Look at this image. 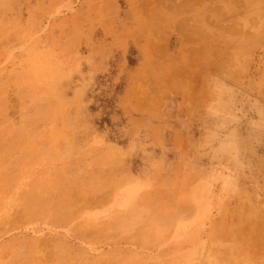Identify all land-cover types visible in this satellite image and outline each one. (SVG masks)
<instances>
[{"label":"rangeland","instance_id":"rangeland-1","mask_svg":"<svg viewBox=\"0 0 264 264\" xmlns=\"http://www.w3.org/2000/svg\"><path fill=\"white\" fill-rule=\"evenodd\" d=\"M137 1L0 0V264H264V0Z\"/></svg>","mask_w":264,"mask_h":264},{"label":"bare ground","instance_id":"bare-ground-1","mask_svg":"<svg viewBox=\"0 0 264 264\" xmlns=\"http://www.w3.org/2000/svg\"><path fill=\"white\" fill-rule=\"evenodd\" d=\"M137 1V0H136ZM191 0H185V3L184 4H188V3H193V2H190ZM196 1V0H195ZM195 1H194V3H195ZM232 1V0H231ZM255 1V0H254ZM138 2V1H137ZM166 2H168V0H161V1H159V3H166ZM263 2L264 1H262V2H258V5H264L263 4ZM139 3V2H138ZM155 3V2H154ZM157 3V2H156ZM232 3V2H231ZM251 3H253V2H251ZM255 3V2H254ZM257 3V2H256ZM136 4V3H135ZM178 4V3H177ZM227 4V3H226ZM147 4H145L144 2H143V6H145L146 8L148 7V6H146ZM182 5V4H181ZM157 6V5H156ZM188 6V5H187ZM228 6H229V2H228ZM176 8L178 7V6H175ZM182 7H183V5H182ZM223 7V6H222ZM227 7V6H226ZM261 7V6H260ZM136 8H138V6L136 7ZM162 8V7H161ZM174 8V7H173ZM175 8V9H176ZM149 9V8H148ZM174 9V10H175ZM234 9V8H233ZM154 10V9H153ZM171 10V9H170ZM145 11V10H144ZM168 12V11H167ZM170 12V11H169ZM260 12V11H259ZM211 13V12H210ZM148 14H150L149 12H148ZM172 14H174L173 13V11H172ZM171 14V15H172ZM209 14V13H208ZM160 15H161V13H160ZM202 15H203V13H202ZM216 15V14H215ZM158 16V15H157ZM162 16V15H161ZM185 17V16H184ZM161 17H159V19H160ZM169 18V17H168ZM174 18V17H173ZM181 18V17H180ZM189 17H187V18H181V19H179V18H177V19H179V21L176 19V18H174V19H176L177 20V22H176V20H174L175 22L173 23L172 21H167V20H165V22L167 23L166 25H168V26H171V27H174V28H178L179 29V32H181V35H182V37H183V39L185 40H188V41H185V42H183V43H186V42H190V41H198V36H197V34H196V36H195V33H196V31H199V27H197V28H195L194 26H192V24H190L191 22L190 21H192V19H188ZM163 19H166V18H163ZM220 19V18H219ZM143 20V19H142ZM168 20H170V19H168ZM147 21H149V20H147ZM160 21V20H159ZM197 21V20H196ZM195 21V22H196ZM219 21V20H218ZM150 22H151V20H150ZM156 22V21H155ZM193 22H194V19H193ZM161 24V23H160ZM157 26V25H156ZM158 27H160V26H157V28ZM163 27V26H162ZM161 28V27H160ZM202 29V28H201ZM200 29V30H201ZM199 33V32H198ZM192 43V42H191ZM152 45V44H151ZM188 45V44H187ZM196 45V44H195ZM184 46V45H183ZM157 47H158V45H157ZM185 47V46H184ZM190 47V46H189ZM149 48H150V46H149ZM153 48H155V45H152L151 46V49L148 51V54H149V56H150V59L152 60V58H154L155 57V52H153ZM200 49H201V47H200ZM189 51H191V50H189ZM192 52V51H191ZM192 54H194V53H192ZM196 57V56H195ZM191 60V59H190ZM196 60V59H195ZM198 61V60H197ZM193 63H195L194 61H193ZM189 65H190V63H189ZM192 65V64H191ZM190 65V66H191ZM186 67V66H185ZM184 68V67H183ZM183 68H181L180 69V71L183 69ZM183 73H184V70H183ZM189 95V94H188ZM199 99V98H198Z\"/></svg>","mask_w":264,"mask_h":264}]
</instances>
